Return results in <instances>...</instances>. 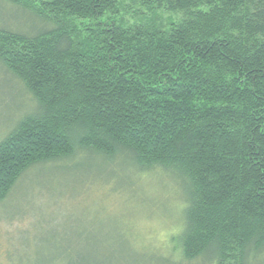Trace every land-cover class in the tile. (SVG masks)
Listing matches in <instances>:
<instances>
[{"label": "trees", "instance_id": "16d2710c", "mask_svg": "<svg viewBox=\"0 0 264 264\" xmlns=\"http://www.w3.org/2000/svg\"><path fill=\"white\" fill-rule=\"evenodd\" d=\"M0 1V68L36 104L0 202L34 167L121 158L184 192L183 260L264 264V0Z\"/></svg>", "mask_w": 264, "mask_h": 264}, {"label": "rangeland", "instance_id": "374dc122", "mask_svg": "<svg viewBox=\"0 0 264 264\" xmlns=\"http://www.w3.org/2000/svg\"><path fill=\"white\" fill-rule=\"evenodd\" d=\"M14 17L19 20L0 1L1 20ZM35 106L0 68V141ZM185 199L169 175L154 170L134 177L121 158L77 152L34 167L0 202V264H206L173 251Z\"/></svg>", "mask_w": 264, "mask_h": 264}]
</instances>
